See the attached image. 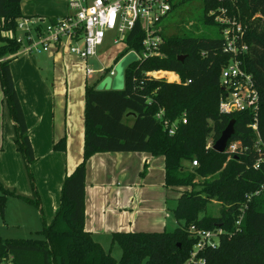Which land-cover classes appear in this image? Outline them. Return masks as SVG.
I'll return each instance as SVG.
<instances>
[{
	"label": "trees",
	"instance_id": "16d2710c",
	"mask_svg": "<svg viewBox=\"0 0 264 264\" xmlns=\"http://www.w3.org/2000/svg\"><path fill=\"white\" fill-rule=\"evenodd\" d=\"M186 0L173 3L172 10ZM22 0H0V80L5 102L15 122V143L21 152L35 188L32 165L36 161L23 106L11 70V61L22 47L16 37L18 19L25 17ZM205 23H214L209 11L226 5L230 14H239L247 26V53L242 67L252 73L260 93L258 112L223 113L222 69L230 60L223 51L222 38L185 33H168L163 28L161 54L132 62L125 69L124 89L86 88L85 142L83 160L63 182L60 204L52 221L44 223L37 238H7L0 233V260L12 264H264V192L253 196L243 221L236 226L246 195L264 183V0H238L234 5L222 0H202ZM50 21H55L51 19ZM142 26L138 23L126 39L115 63L131 50L141 51ZM183 56V59L180 57ZM175 72L180 81L151 78L148 71ZM188 80H192L187 83ZM163 111V118L157 114ZM186 118V122L183 119ZM235 119V133L228 143L241 142L231 156L213 146L229 122ZM169 123L176 122L173 134ZM257 121L260 136L250 126ZM212 142L211 146H208ZM66 149V138L54 145ZM150 152L165 158V184L185 187L173 213L174 230L115 231L111 245H118L117 259L85 228L87 162L98 152ZM197 159L192 168L184 162ZM201 176L203 181H197ZM0 214L6 218L10 196L39 206L31 198L6 188L0 182ZM213 201L221 203L218 215H202ZM225 232L215 247L201 252L206 261H190L197 242L191 226Z\"/></svg>",
	"mask_w": 264,
	"mask_h": 264
},
{
	"label": "crops",
	"instance_id": "0c3cea01",
	"mask_svg": "<svg viewBox=\"0 0 264 264\" xmlns=\"http://www.w3.org/2000/svg\"><path fill=\"white\" fill-rule=\"evenodd\" d=\"M21 9L25 17L44 21L69 13L67 0H22ZM9 57H13L11 70L36 156L32 170L37 195L15 143V122L1 80L0 182L23 196L38 198L39 206L25 202L35 208V212L25 210L32 225H37V234L56 213L65 177L83 160L86 91L82 92V80L72 77L88 60L71 53L67 44ZM86 76L91 77L87 71ZM62 138H66V149H54ZM165 177L164 156L143 151L95 153L87 162L85 228L96 239L107 241L115 231L165 230L167 190L172 188L165 184Z\"/></svg>",
	"mask_w": 264,
	"mask_h": 264
},
{
	"label": "built area",
	"instance_id": "2783aa9c",
	"mask_svg": "<svg viewBox=\"0 0 264 264\" xmlns=\"http://www.w3.org/2000/svg\"><path fill=\"white\" fill-rule=\"evenodd\" d=\"M175 0H67L69 13L55 21H44L41 18L21 17L18 19V33L13 31L9 37H16L22 47L17 53H42L49 51L52 47H60L67 44L68 50L87 61L96 57L98 49L102 46L108 36L113 34L114 44L126 46V39L135 29L138 23L142 26V47L141 51L133 50L137 54V60L153 55L161 54V46L164 43L160 24L172 11ZM234 5L238 0H222ZM215 23L220 27L223 41V51L230 54V60L222 69L219 109L223 113L251 110L258 112L260 107V93L256 86L252 73L242 67L241 56L248 52L249 45L246 41L247 26L238 14H230L226 5H220L209 11ZM132 51V50H131ZM130 52V51H129ZM16 53V54H17ZM126 55V54H125ZM124 55V56H125ZM123 56V57H124ZM122 57V58H123ZM121 58V59H122ZM120 59V60H121ZM119 60V61H120ZM118 61V62H119ZM116 62L109 68L108 74L115 77L117 74ZM107 70L99 69L101 75ZM97 70L87 67V74L92 76ZM171 74H174L173 76ZM175 72L165 70L148 71L151 78L165 77L169 81H180ZM192 80H188L190 83ZM158 119L163 118V111L157 114ZM186 118L183 122H186ZM169 132L173 134L176 123H169L164 120ZM257 136H260L257 121L250 125ZM212 142L208 146H211ZM241 142L233 141L228 143L225 152L231 156L236 153ZM263 158L257 159L254 168L261 167ZM198 160L194 159L191 166H197ZM264 192V183L253 193L246 195V201L241 207L236 226H240L246 208L253 196ZM191 232L197 242L191 252L190 261L206 259L201 257V252L208 247H215L219 244L221 235L225 232L221 228L206 229L191 226ZM1 264V263H0Z\"/></svg>",
	"mask_w": 264,
	"mask_h": 264
},
{
	"label": "rangeland",
	"instance_id": "374dc122",
	"mask_svg": "<svg viewBox=\"0 0 264 264\" xmlns=\"http://www.w3.org/2000/svg\"><path fill=\"white\" fill-rule=\"evenodd\" d=\"M179 2V0L174 1ZM167 29L168 33H185L188 35L198 36V35H205L207 37L212 38H220L222 33L220 27L215 23H205L204 20V9L202 0H186L183 3L178 4L170 13L169 15L162 21L160 24ZM164 28V29H165ZM165 29V30H166ZM8 35H10L8 33ZM124 49L123 44H114L113 43V34H108L104 44L99 47L98 54L96 57H92L88 59V63L83 65L80 68H76L73 73L72 78H80L82 80V92L83 90L86 91V82L87 85H95L97 89H99L100 84L103 81L113 80V76L108 74V70L115 64V60L118 54ZM133 55L137 60V54L132 50L128 52L127 55ZM124 56V57H125ZM123 57V58H124ZM122 58V59H123ZM121 59V60H122ZM120 60V61H121ZM119 61V62H120ZM118 62V63H119ZM86 67L92 68L97 70L91 77L86 76ZM105 68L107 71L104 73L105 75H101L99 69ZM79 87V86H78ZM125 84L123 85V89ZM113 87L106 86L103 89H112ZM176 123V122H175ZM135 153V152H134ZM185 166L191 167L189 161L184 162ZM197 181H203L204 178L201 176L196 177ZM185 187H177V188H169L168 192V200H167V207L169 214L168 220L163 226L165 230H174L176 228V220L172 208L176 206L179 198L182 195ZM1 194V189H0ZM26 201L22 198L10 196L7 203L6 208V218L0 214V233L3 237H10V238H37L39 237L36 232L35 228L37 225H32L30 222V217L26 215L25 208H29L30 210H34V207H30L25 203ZM33 208V209H32ZM221 203L213 201V203L209 206L208 210L205 211L202 215H218L220 213ZM103 246L107 250H111L112 254L119 259L122 253L121 248L118 245H111V240H101L97 238ZM1 264H12L9 260L1 261Z\"/></svg>",
	"mask_w": 264,
	"mask_h": 264
},
{
	"label": "water",
	"instance_id": "95a60500",
	"mask_svg": "<svg viewBox=\"0 0 264 264\" xmlns=\"http://www.w3.org/2000/svg\"><path fill=\"white\" fill-rule=\"evenodd\" d=\"M180 59H183V56L180 57ZM134 61H136V59L132 54L125 56L117 64L116 66L117 74L113 78V80L103 81L100 84L99 89H103L107 84V87H113L112 89L114 90H120L119 88H122L123 85L125 84V69ZM234 133H235V119H232L229 122L228 126L222 132L220 138L215 142L213 148L220 153L225 152L228 142Z\"/></svg>",
	"mask_w": 264,
	"mask_h": 264
},
{
	"label": "bare ground",
	"instance_id": "6f19581e",
	"mask_svg": "<svg viewBox=\"0 0 264 264\" xmlns=\"http://www.w3.org/2000/svg\"><path fill=\"white\" fill-rule=\"evenodd\" d=\"M172 76L174 75V74H171Z\"/></svg>",
	"mask_w": 264,
	"mask_h": 264
}]
</instances>
